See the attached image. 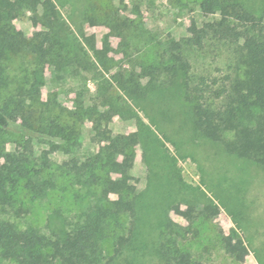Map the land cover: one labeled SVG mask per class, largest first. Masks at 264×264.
<instances>
[{
  "label": "trees",
  "instance_id": "1",
  "mask_svg": "<svg viewBox=\"0 0 264 264\" xmlns=\"http://www.w3.org/2000/svg\"><path fill=\"white\" fill-rule=\"evenodd\" d=\"M194 4L203 20L192 18L189 35L168 39L157 63L140 67L133 80H123L128 71L122 67L110 77L129 97L142 79L149 78V86L141 95L161 75L169 84L179 80L196 132L221 144L228 155L264 167V1ZM27 14L40 27L31 37L13 23ZM101 19L129 45L132 30L118 11L104 12ZM82 38L86 42L75 38L54 0H0V264H116L124 252L140 250L134 243L145 226L149 247L161 264H203L184 247L189 226L171 220L167 204L150 202L139 193L131 170L135 149L144 143L141 130L153 137L156 150L166 148L130 108L139 129L113 134L112 118L124 111L120 97L100 79L101 70L108 74L115 64L101 58L93 37ZM208 42L231 52L230 73L193 74L188 52ZM14 59L19 65L11 76ZM45 66L51 67L57 85L90 75L103 89L98 102L88 104L82 93L70 109L56 91L43 99ZM85 132L88 154L82 151ZM119 158L124 160L120 164ZM53 194L60 200L67 197L70 209L51 201L46 230L24 221L36 203ZM218 241L238 259L226 235L219 234Z\"/></svg>",
  "mask_w": 264,
  "mask_h": 264
},
{
  "label": "rangeland",
  "instance_id": "2",
  "mask_svg": "<svg viewBox=\"0 0 264 264\" xmlns=\"http://www.w3.org/2000/svg\"><path fill=\"white\" fill-rule=\"evenodd\" d=\"M249 1L258 5L264 0ZM54 2L75 38L84 43L82 34L93 37L101 58L115 64L108 74L99 68L102 73L100 82L105 86L111 85L112 93L120 97L119 105L124 111L122 116L112 118L110 128L113 134L128 135L139 129L137 118L129 116L127 110L130 108L155 135L160 145L166 148L156 150L153 137L147 135L145 129L141 130L144 143H139L135 149L131 170L139 193L150 202L167 204L171 220L183 227L189 226V239L184 247L203 264H264V167L228 155L221 144L211 142L196 132L192 109L183 99L179 80L169 84L161 75L153 80L154 88L141 95L140 92L149 86V78L142 79L129 97L110 77L122 67L128 71L123 72V80H133L140 73V67L160 60L168 39L189 35L192 18L203 20L195 8L196 0ZM108 11H118L130 25L133 38L128 46L122 43L121 38L113 36L101 19V15ZM85 16L92 18L85 21ZM13 23L16 30L26 37L40 30L28 20V14L14 19ZM188 57L191 71L197 76L218 77L231 72L232 54L220 43L208 42L201 50L189 51ZM13 61L11 76L19 65V61ZM44 76L45 83L40 89L42 98L46 99L50 92L56 91L60 103L70 109L74 108L76 95L85 94V100L90 104L98 102V96L103 91L99 90L98 81L90 75H81L66 84L57 85L52 81L54 74L51 67L45 66ZM89 145L90 140L85 132L84 154L91 151ZM122 161L119 158L117 163ZM115 178L119 181L118 177ZM51 196L48 201L36 203L31 213L25 215L24 221L46 230L47 219L54 207L51 201L55 207L59 203L64 210L70 209L71 201L69 204L67 197L60 200L57 194ZM194 216H198V219L195 220ZM221 233L231 241L238 259L227 254L219 243ZM150 238L145 226L134 243L140 250L136 253L135 247L124 252L116 264H161L149 247Z\"/></svg>",
  "mask_w": 264,
  "mask_h": 264
}]
</instances>
